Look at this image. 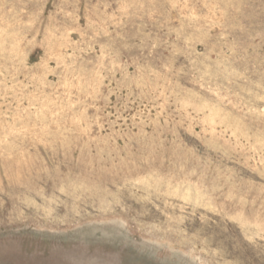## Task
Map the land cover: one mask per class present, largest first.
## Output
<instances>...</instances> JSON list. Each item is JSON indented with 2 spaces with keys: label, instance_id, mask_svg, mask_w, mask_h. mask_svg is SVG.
<instances>
[{
  "label": "rangeland",
  "instance_id": "obj_1",
  "mask_svg": "<svg viewBox=\"0 0 264 264\" xmlns=\"http://www.w3.org/2000/svg\"><path fill=\"white\" fill-rule=\"evenodd\" d=\"M0 264H264V0H0Z\"/></svg>",
  "mask_w": 264,
  "mask_h": 264
}]
</instances>
